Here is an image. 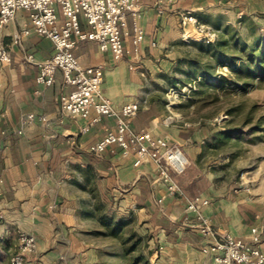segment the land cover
Instances as JSON below:
<instances>
[{
	"label": "crops",
	"instance_id": "1",
	"mask_svg": "<svg viewBox=\"0 0 264 264\" xmlns=\"http://www.w3.org/2000/svg\"><path fill=\"white\" fill-rule=\"evenodd\" d=\"M156 3V0L140 3L146 39L138 57L129 53L116 61L109 52H101L90 41L81 42L76 55L83 66L104 64L103 93L116 108L132 102L141 106L138 114L130 119L133 132L148 131L156 137L170 138L172 144L181 146L186 153L188 166L195 165L202 149L195 144L197 134L175 125L177 119L169 117V101L165 100V105L162 99L144 94L143 73L130 71L134 63L144 65L138 70H145L149 62L169 63V8L160 17ZM176 17L179 22L177 13ZM28 24V12L19 11L15 20L1 31L12 63L0 66V180L3 181L0 242L12 234L27 232L35 236L36 250L42 253L40 257L47 256L48 264L53 260L77 264L86 244L79 235L83 230V205L92 200L89 186L94 180H100L103 201L116 192L121 193V186L131 184L122 191H128L133 206L145 216L151 230L156 231L157 259H167L169 264H216L212 253L203 252L207 241L197 231L183 227L182 221H173L170 217L184 204V198L195 196L211 200L203 212L219 232L250 241L252 230L256 229L261 237L259 247L264 251V215L235 195L192 190V185L204 179L176 176V180H188L182 186L185 197H165L159 203L166 187L152 161L137 167L134 154L121 157L122 149L118 145L111 146L101 157L90 153L89 147L103 138L106 127L116 129V121L104 117L91 130L83 132L87 121L72 118L61 110L60 97L71 90L64 87L62 73L57 72L52 86L37 84L35 62L50 59L54 47L50 40L37 34L15 43V37ZM128 32L131 42L126 37L125 45L132 51L131 16ZM30 114L36 119L24 124ZM70 258L73 259L68 261Z\"/></svg>",
	"mask_w": 264,
	"mask_h": 264
},
{
	"label": "rangeland",
	"instance_id": "2",
	"mask_svg": "<svg viewBox=\"0 0 264 264\" xmlns=\"http://www.w3.org/2000/svg\"><path fill=\"white\" fill-rule=\"evenodd\" d=\"M184 10L216 31L215 48L182 40L176 13ZM169 26V63L149 62L145 70L134 63L129 70L143 73L144 94L169 101L175 125L197 134V162L178 177L199 176L204 180L192 190L231 193L264 215V78L254 76V67L238 72L253 54L264 52V0H175ZM187 181L176 180L182 190ZM130 185L104 201L100 180L89 186L92 200L83 205L79 234L86 244L77 264H169L156 258V231L122 191ZM20 233L0 242V264H9L17 252ZM40 255H27L26 264H48Z\"/></svg>",
	"mask_w": 264,
	"mask_h": 264
},
{
	"label": "built area",
	"instance_id": "3",
	"mask_svg": "<svg viewBox=\"0 0 264 264\" xmlns=\"http://www.w3.org/2000/svg\"><path fill=\"white\" fill-rule=\"evenodd\" d=\"M142 0H0V66L12 63L9 49L1 39V31L15 20L19 11L29 14V24L15 37L19 43L23 37L37 34L52 43L53 55L45 61H37V84L52 86L57 72H61L64 87L71 88L68 94L60 97L61 110L72 118L87 121L83 132L91 130L104 117L116 121V129L105 128L102 139L89 147V152L101 157L111 146L122 149L121 157L133 153L134 165L139 167L145 161H152L159 178L166 187L165 197L184 198V192L176 182V176L185 172L187 157L182 148L172 144L170 138L156 137L148 131L133 132L130 119L134 118L141 106L127 103L120 109L103 93L104 64L83 66L76 55L79 44L84 41L95 43L101 52H109L116 61L133 53L138 57L146 39L141 24L140 3ZM175 0L156 3L157 14L166 15L169 5ZM132 18L133 48L128 51L125 38L128 32V17ZM180 27L184 30L185 43L199 41L206 45L216 41V31L202 23L190 10L177 12ZM194 35V36H193ZM156 46V42H153ZM36 119L30 114L24 124ZM40 119L44 120V117ZM21 133V132H20ZM3 181L0 180V194ZM211 200L203 196L184 198L183 205L170 215L173 221H182L185 228L197 231L206 241L205 253H212L216 264H264V251L259 247L261 237L256 229L252 239L246 241L227 233H221L204 214L203 209ZM17 252L9 264H26V256L37 248L34 235L21 232Z\"/></svg>",
	"mask_w": 264,
	"mask_h": 264
},
{
	"label": "trees",
	"instance_id": "4",
	"mask_svg": "<svg viewBox=\"0 0 264 264\" xmlns=\"http://www.w3.org/2000/svg\"><path fill=\"white\" fill-rule=\"evenodd\" d=\"M209 46L214 48L216 47L214 44ZM249 59L250 60L248 62H244L238 72L242 73L245 68L251 70V67H254V76L264 78V52L261 53V56H254L253 54Z\"/></svg>",
	"mask_w": 264,
	"mask_h": 264
}]
</instances>
